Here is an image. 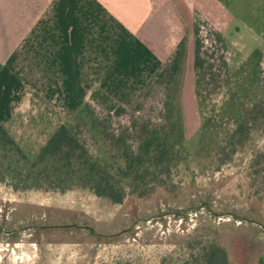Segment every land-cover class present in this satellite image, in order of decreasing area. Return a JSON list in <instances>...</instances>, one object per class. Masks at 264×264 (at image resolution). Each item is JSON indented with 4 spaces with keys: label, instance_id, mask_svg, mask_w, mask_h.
<instances>
[{
    "label": "rangeland",
    "instance_id": "374dc122",
    "mask_svg": "<svg viewBox=\"0 0 264 264\" xmlns=\"http://www.w3.org/2000/svg\"><path fill=\"white\" fill-rule=\"evenodd\" d=\"M227 12L231 20L225 26V20L197 17L199 36L214 58L223 55L230 68L261 48L264 80V0H243L240 8L229 6ZM169 22L171 40L185 34L188 48L181 89L186 156L170 183L147 197L128 193L120 204L80 186L65 191L13 190L0 183V264H188L200 245L213 241L226 249L233 264H258L264 257V181L256 179L251 168L253 156L264 151V128L253 130L225 163L198 152L193 27L186 23L183 28L174 15ZM215 32L222 35L221 43L211 40ZM211 92L208 101L218 102V109L225 89ZM163 100L164 87L156 84L147 97L132 101L142 103L138 112L129 107L132 102L125 103L120 115L110 112L112 128L139 118L158 121ZM86 102L98 117L106 113L91 94ZM251 102L245 101L247 108ZM56 109L31 94L7 124L28 154L37 152L58 124L75 115Z\"/></svg>",
    "mask_w": 264,
    "mask_h": 264
},
{
    "label": "trees",
    "instance_id": "16d2710c",
    "mask_svg": "<svg viewBox=\"0 0 264 264\" xmlns=\"http://www.w3.org/2000/svg\"><path fill=\"white\" fill-rule=\"evenodd\" d=\"M193 34L194 92L200 117L198 152L219 157L225 163L247 143L253 130L264 128V80L260 66L263 51L253 49L238 67L230 68L223 55L214 58L196 24ZM210 38L214 43L222 42L220 33L215 32ZM186 58V39H181L134 99L136 102L147 97L156 84L163 86L158 121L139 118L113 129L110 112L120 115L125 107L101 89H95L91 98L106 109L104 116L98 117L91 104L84 102L73 119L58 124L34 154H28L0 122V183L13 190L65 191L80 186L115 204L122 203L128 193L147 197L157 187L167 186L172 172L186 156L181 103ZM216 87L225 89L218 109V102L208 101ZM248 99L252 101L250 108L245 104ZM135 102L129 107L138 112L142 103ZM251 168L254 177L264 181V151L253 156ZM193 253L191 250L189 255ZM188 264L233 263L226 249L213 241L200 245ZM258 264H264V257Z\"/></svg>",
    "mask_w": 264,
    "mask_h": 264
},
{
    "label": "crops",
    "instance_id": "0c3cea01",
    "mask_svg": "<svg viewBox=\"0 0 264 264\" xmlns=\"http://www.w3.org/2000/svg\"><path fill=\"white\" fill-rule=\"evenodd\" d=\"M242 1L0 0V122L31 94L65 112L95 89L129 105L186 39L171 40L169 17L183 28L201 15L225 26Z\"/></svg>",
    "mask_w": 264,
    "mask_h": 264
}]
</instances>
